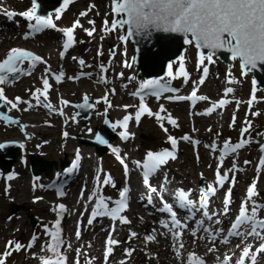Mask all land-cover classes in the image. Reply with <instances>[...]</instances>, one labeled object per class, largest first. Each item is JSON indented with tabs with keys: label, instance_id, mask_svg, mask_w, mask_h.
Listing matches in <instances>:
<instances>
[{
	"label": "rangeland",
	"instance_id": "obj_1",
	"mask_svg": "<svg viewBox=\"0 0 264 264\" xmlns=\"http://www.w3.org/2000/svg\"><path fill=\"white\" fill-rule=\"evenodd\" d=\"M2 3L7 5L8 7L21 11V13L30 10L31 7L30 0H2ZM7 6L6 9H11ZM111 7V0H72V2L67 7L63 8L60 11L59 19L56 18L57 13H52L51 15L52 22L56 27L62 28L65 26L73 25L77 20L79 21L80 25L79 27H76L74 29L73 43L71 47H69V51L65 57L67 60L57 59V56L55 55L53 56L54 59L51 62V65L47 66L54 72H57V70H59L60 68L63 72L66 73L64 76V80L61 83L52 84V86L54 87L52 91L53 94L57 95V101L59 102L63 98L66 99L65 101L67 103L65 104L62 102V107H60L59 105H53V103L50 101L52 95H49L48 91L45 92L44 90V85L42 84L41 79L44 76L49 77L50 75L45 72L38 71L34 74H31V76L29 77L22 76L20 79L14 82L15 85L7 88V91H5V86L0 87V89H3V93L5 94H7L10 90H22V104H26L25 102H27L31 105H35V107L41 110L43 118L40 126L45 129L52 130L50 133L51 137L74 138L80 144L87 146L91 161L95 162L98 160L100 167L103 166V173L109 176L110 183L106 185V190L103 192V194L106 196L112 191L111 189L113 188L114 184L113 178L122 177L118 159L113 158L108 150L102 153V155L97 156L94 153L92 145H90L86 139H89L94 135L95 127L103 123L105 115L108 116L110 120L114 116L113 113H111V110L107 108L109 104L105 101L107 96L109 97L110 94H112V81L116 78L117 82L115 84L125 88L130 87L129 85L134 86L136 82H139L143 78L135 76V68L130 62V57L131 55H133L132 43H130L129 40H127L126 42L121 41L120 35L122 32L119 28L116 27L115 29L111 30H106L105 28V21H107L109 24L115 17L114 13L111 11ZM81 12H87V15L81 16ZM7 21H9L11 25L19 28V35L21 36L27 35L28 32H31L32 29L30 30L29 25L35 23L34 19L32 21H28L26 18L22 19L21 15L11 16ZM89 21H93V23L90 24ZM92 29H94V31L92 35L89 36L86 30ZM40 39L43 40V37ZM80 39L83 41L82 47L79 46ZM58 40L54 44L46 45L45 49H53L55 53L58 52V43L60 42V40ZM111 46L113 48V51L110 50ZM6 47L7 51L5 52V54H3V56H0V61L4 59L7 56L9 50L13 48H20L22 50L31 52V49L29 48L30 46L28 44H25V42L11 41L7 43V46H5V48ZM187 47L189 48H187L188 50L186 51V53L171 63V66L173 67V75H175L176 78L164 77V80L167 78L170 80L174 79V82H177L179 85H183L186 82H189L188 88H191L193 86L192 83L195 82V79L197 77V71L195 69L196 48L193 43L187 44ZM32 49L35 50L34 48ZM81 49L82 52H79V50ZM39 53L45 54L43 51H38L36 53L34 52V54L38 57L40 56ZM74 57L76 59H73ZM110 58H116L115 63L116 66L119 67L118 69H120V71L123 67V70L121 71L122 77H117L119 76V71L116 70V66L110 64L109 69L106 70V79H108L109 82L106 84L102 82V85H95L93 81L96 82L100 80L99 77L101 70H98V66H100V63L101 65L106 66L104 65L105 61L110 60ZM80 60L84 61L83 65L79 63ZM205 60L208 61L207 59ZM29 63L30 61L23 63L20 66V69L22 71L19 72V74L16 73L12 77L17 78L24 70L29 69ZM210 64L212 67V76H210L207 83L203 85L204 92H212L213 88H211V83L216 79L219 92L222 90L223 86L232 85L236 89V85H238L240 91L238 95H240L243 99L248 96L251 76L249 73H244L241 71L240 65L236 59L233 61L232 65L228 66L225 62L212 57V62ZM82 70L87 72L86 76H81L73 82L71 79H69L75 77V75ZM180 71L186 72L187 77L185 78L182 75L177 76L176 74ZM88 74L92 75L93 78H91V76ZM90 78L92 80H89ZM228 80H232L234 82L228 83ZM89 86L95 87L96 94L92 95L91 93H89V91L91 90H88ZM37 89H40L41 91L37 92ZM132 92L133 90L129 91V93ZM33 93H36V96L39 97V104L33 97ZM71 93L76 94L70 96ZM258 93L260 95L261 101L256 103L252 107H246L245 104L239 106L238 102H236L235 100L234 102L230 103L223 111L213 115V117L215 118V129L211 132V134L204 133L206 128H212V126L207 123L202 124L203 121L200 117L195 119L193 116H189L187 113H179L178 109H176L177 105L175 103L165 102L162 100L156 101L154 102L153 106V115H144L141 124H139L138 126H134V135L132 139L126 144L128 152L131 153L134 157H146V154L149 151L152 152L154 150H157L159 147L167 146V137L164 133V130L167 128H169L171 132L176 133L182 141L184 140L182 139V137H197L198 134H202L203 136H198V138L202 139L203 147H187L186 145H182L178 159L175 161L167 162L165 167H160V175L158 177L159 179L162 176L163 178L166 177V181L164 183L165 189L168 190V192L173 193L174 189L179 186L175 182H172L169 177L165 176L166 168L176 170L178 172L187 171L191 173V171H194L192 176L189 177V181L192 184L191 187L195 186L199 190L198 184L200 179H203L205 185L207 186L208 180L212 176V170L216 169L214 168L216 165L215 160L211 158V150L209 149L212 141H238V135H241V133H243V136L247 137L249 141H251L252 139H256L255 149L257 144L264 143V90L259 89ZM4 97L6 99L5 95ZM85 97H87V101L91 106V115L87 120H83L79 115L75 114L77 107L74 105L75 103L79 102L82 103L83 106H85ZM121 97H123L122 93H118L116 95V98ZM110 98L112 99L113 97L110 96ZM127 98L128 96L126 95V97L122 100L125 102ZM5 99H3L2 102L4 103L6 108V116H8L10 119H0V123L3 125L6 124L5 126L7 127L14 126L21 133V136H24L25 140L31 142L28 143V147L26 146L23 148L24 155L28 157L29 151H37L36 149L38 143L35 141H30L31 135L27 133V120L23 116H20L18 114H11L9 110L10 108L8 107V103ZM101 100H104L105 103L98 106L97 104H99ZM127 101H130V99L128 98ZM45 104H51L52 107L46 108L43 106ZM121 104L122 103H117V105ZM161 107H163L164 111H161ZM51 113H56L60 116V118H58L57 120L58 126L56 128L53 126V119L49 117ZM156 113H159L161 117H164V119L157 120L155 115ZM168 117H171L176 121L175 126L168 122ZM66 121L73 122L76 127L72 129L62 128V125ZM160 122H163L164 124H159ZM246 125L248 131L245 133L242 132V129H245ZM65 133L67 135H65ZM141 135H143V137H141ZM21 136L18 139L3 137L0 142L10 141L11 143H13V141H18L19 143H23V138ZM115 137L116 136L112 134L111 141L115 140ZM46 140L47 137L42 138L41 142H45ZM185 141L191 143V139ZM192 141H195V139H192ZM9 146H12V144ZM37 153L39 156L46 160H54L56 162V164L52 166V170L49 173H40L41 181H43L44 183L48 181L44 178L55 174V170L57 168H60L59 165H57V162H59L60 160H66L65 162L68 163L70 159V155L65 152H58L55 147H49L47 149L40 150ZM240 156H235L234 159H240ZM17 159L18 156L16 157L14 163L18 161ZM19 162L20 161H18V163ZM255 162L256 158L253 157L252 167L255 166ZM24 163L25 165L22 164V169L20 170L18 168L16 169V167H13V165L8 170L13 171L14 174H16L15 176L19 186L21 184L27 187V191L23 194V198L21 199V201L18 200L20 198V192L16 194L11 193L9 196L3 197L1 192L6 189V185L3 180L2 174L4 170H0V225L1 222H4L8 226L13 218H15L14 222L18 221L19 224V226L16 225L18 227L12 225L4 230H1L0 228V259L4 260L3 264H27L29 262H35L44 259L46 256L53 255V253L50 252L47 247L51 243V240L45 238L44 233H46L45 228H47L49 231L50 227H52L54 222L56 221L54 210L56 209L58 199L55 198L52 192L50 193L49 191L45 190V188H40L41 190L39 192L31 194L32 191L31 188L28 187V184L33 181L34 176H31L28 162ZM92 167H94V165ZM209 169L210 175H207V170ZM227 169V167L223 168L222 173H227ZM255 179L256 176L252 178V180ZM249 181L250 180H247L246 182L238 181L237 183H233V185L242 184V191V189L250 183ZM99 183H102V181H100ZM259 187L262 188L261 191ZM9 191L11 192L12 190ZM227 191L228 190L222 193L223 199L225 198ZM31 198H38L40 200L39 204L47 205L49 210L52 212V215L49 216L46 212H41L40 210H38L37 205L39 204H35L34 201H31ZM259 198L264 201L263 174L260 177L254 199L258 200ZM9 202H13L18 206V210H16L12 214H10V212L8 211ZM26 202L28 204H26ZM142 202L143 200L141 201V203ZM238 205V201H236L235 203L230 202L228 207L231 210H235ZM129 207L126 210L127 213L125 212L126 214H129L130 212ZM32 215H35L38 220V223H36L35 225L31 223L30 218ZM77 218V214L73 212H71V214H68L66 218V222H68L66 224L67 227H71L72 225H74V223L76 224ZM70 223L72 225H70ZM119 226L120 224H118V227ZM95 227L96 226H89L87 229H84L82 232V236L78 239V244L85 245V243L89 242L92 238V231ZM72 228L73 227H71V248L66 249V252L68 251L71 253L72 250V262L75 264L78 260V255L80 254L81 249H78L77 245L73 243L74 235ZM146 236L147 235L142 234L141 238L134 239L136 249L133 251L129 250L131 252L130 255L118 253L115 251L113 253L114 260L106 262L104 264H114L116 259L121 258L126 261V264H161L162 261L160 257L166 255L165 249L154 240H151L148 244H144ZM104 237L105 234H103L102 243L104 241ZM189 238H191L192 241L199 240L195 239L193 234H190ZM191 240L189 239V241ZM10 241L13 243L9 244ZM30 241H33L32 247H30V249H27V245L30 244ZM186 241V239H183L181 242H178L177 244L175 243L177 250L180 251V253L178 254L182 258H184V251L186 249L193 248ZM15 243H19L21 245V248L19 250L15 249ZM181 243L184 245L183 248H180ZM259 243L260 242H258V244ZM203 244L206 245L207 243L204 241ZM100 246L102 245L100 244ZM87 250L91 252V249L88 248ZM98 250L102 254V257L105 258V255L103 254V246L102 248L99 247ZM74 254H76V256H73ZM143 254L151 256L150 262L144 260V258L142 257ZM220 254L221 253H219V255ZM87 260V257H85V262H87L88 264Z\"/></svg>",
	"mask_w": 264,
	"mask_h": 264
},
{
	"label": "snow or ice",
	"instance_id": "obj_2",
	"mask_svg": "<svg viewBox=\"0 0 264 264\" xmlns=\"http://www.w3.org/2000/svg\"><path fill=\"white\" fill-rule=\"evenodd\" d=\"M72 0H63V6L66 7ZM111 11L117 15L122 16L119 20H113L111 24V29H115L117 26L124 27L128 26V36L131 35H149L151 30H158L164 32H172V33H181L184 35V42L186 44H191L195 42V45L198 49H208L207 60L209 63L212 62V56L216 50L224 49L232 54L233 59L239 58L241 62L242 69L249 68L255 69L257 64H264V0H111ZM37 3L36 0H33L32 7L28 11H24L19 13V15L26 18L28 21L35 20L34 24L29 25V27L35 31L40 32L43 28H55L56 26L52 22V18L41 17L36 15ZM62 9L57 10L56 18L59 19V13ZM7 15L14 16L16 13L8 12ZM81 16L87 15V12H81ZM90 24L93 21H89ZM79 21L77 20L72 27L63 29V35L67 37V40L63 44L64 51L60 53L61 58L64 56V52L67 51L69 47H71L73 43V30L76 27H79ZM106 30H111L108 28V22L105 21ZM89 36L92 35L94 29L86 30ZM189 36L191 37L189 39ZM120 39L126 40L127 36H121ZM73 59H76L75 57ZM205 57L201 55L199 57L198 66L204 63ZM37 61L42 62L41 58L38 56H34L31 52L13 48L10 49L7 58L0 62V84L5 83L10 76H14L16 73L21 72L22 70L19 68V64L24 63V61ZM79 63L81 65L84 64L83 60H80ZM127 66V65H126ZM30 67H34V64H31ZM101 70L105 71L104 66L101 65ZM168 75L176 78L171 72V65H169ZM47 71V70H46ZM90 75V74H88ZM177 76L182 75L185 78L187 77V73L184 71H180L176 74ZM208 75L207 66L203 67V75L200 78L199 83L203 84L204 79ZM230 75V73H229ZM63 73L59 75H55V79L57 82H60L62 79ZM72 79V78H69ZM103 79V78H101ZM44 90L50 87L48 78H43ZM228 83H233L234 81L228 80ZM141 90L151 89L153 90L151 94L156 95L157 98L160 96V92L169 91L166 86H161L159 81H147L140 86ZM40 92V89L36 90ZM233 89L228 87L225 89L224 95L227 96L231 93ZM139 93H133V95H138ZM33 97L37 100L39 104V97L36 96V93H33ZM46 98V97H45ZM255 97L253 96V99ZM5 99L3 95V89H0V100ZM179 100H205L207 97L197 96L196 92L188 97H177ZM20 102V98H16V102L11 103L12 108H16L17 104ZM229 101L220 100L217 104H213L207 110V113L215 111L217 107H223ZM251 100L249 104L251 105ZM27 103V102H25ZM63 103H67L64 101ZM85 104H87V97H85ZM46 108H51V104L43 105ZM90 107V105H89ZM127 107V106H125ZM140 110L136 113V120L139 122L141 115L144 112H147L148 115H153L151 111H149L143 101L139 106ZM161 111H164L163 107H161ZM62 114V113H61ZM157 120H162L164 117H161L159 113H156ZM0 119H7V117L0 116ZM130 117L125 116L122 121L118 122L121 128L126 129L127 123ZM107 122V121H106ZM168 122L173 126L176 125V121L171 117H168ZM117 125H112L115 128ZM248 129H242V132H247ZM65 135H67L65 133ZM120 136L122 139L128 138V133L126 131H121ZM97 139L100 140L101 143H104L101 137L97 136ZM168 139L171 141L173 148L176 146V140L169 136ZM184 140H190V137L185 136L182 137ZM193 143H197L196 141H192ZM246 142V141H245ZM237 143L235 145H229L227 142L224 143L223 150L221 152V157L227 154V151L230 149L232 152H235L237 149L243 146V143ZM6 145L0 144V148H4ZM23 147V145H20ZM213 150L216 149V145H211ZM112 151L117 153L116 158L120 160L123 164L124 161L121 159L118 153V149L113 148ZM264 151V148L261 149ZM171 157L175 159V155L168 151L164 150L162 152L153 153L149 151L146 154V157L143 161V169H144V183L148 185L149 175L156 172L158 168L167 163L168 158ZM79 159V155H77V160ZM247 163V161H246ZM260 165L264 166V157L260 160ZM137 166L140 164L137 162ZM76 167V161L73 162V168ZM235 167V165H234ZM126 168V166H125ZM127 170V169H126ZM259 170V167H258ZM68 171H71L69 169ZM12 176H9L8 179H12ZM228 178V174L225 173L223 177H221L219 171L217 172V182L222 186L224 180ZM104 183H110L108 178H105ZM255 184L249 186L247 189V199L242 201L241 206L239 208V214L235 217V220L231 223L230 229L227 231L228 236H253L259 238L262 242L255 252L251 251L252 246L246 245L243 247L241 255L237 260L236 264H245V259L251 256L252 264H256V256L259 253H264V219H257V211L264 206L256 205L253 203L251 211L249 212L247 208L248 201L256 195L254 191ZM150 188V186H149ZM151 192H155L156 189L150 188ZM216 189L209 185L206 193L202 194V204L201 208L207 207V193L214 194ZM58 195L63 196V192L58 191ZM96 194L93 193V196ZM178 201L181 206L185 208H190L192 201L188 200L186 193L183 191H178L176 194ZM230 195L231 189H229L228 193L224 198V208L225 212H227L228 206L230 204ZM93 196H89L88 199L92 200ZM120 199L116 201V207H109V204L105 201L103 197L96 199V206L92 209L91 217L88 220L89 224L93 223V220L97 216H110L112 219H120L121 223H128L127 219L120 216L125 208L127 207L125 203L126 192L121 191L119 193ZM149 203H151V197H149ZM58 208L62 212L64 210V205H59ZM162 211H167L172 216V227L179 228L181 227V222L176 219V213L173 212L172 207L168 204H164ZM203 215L211 220L212 217L204 212ZM217 224L220 223L219 220L215 221ZM59 223L57 220L54 225L55 231L49 232L47 228H45V232L52 237V244H49L48 250L53 254L57 253V250L62 243L59 234ZM202 224L203 221H200ZM164 227H168L167 224L163 225ZM203 231H209L207 228H204ZM195 235V232L192 233ZM77 238L80 236L79 229L77 230ZM135 233H132V236H135ZM180 233H174V238L179 240ZM215 239V237H213ZM154 239V236L148 235L146 236V240L151 241ZM224 243H227V240H223ZM13 242H9L12 244ZM118 241L111 239L109 237L106 241L105 250V261L107 262V257L112 251L111 245L117 244ZM15 249L19 250L21 245L19 243H15ZM183 244H180V248H183ZM31 247V244H29ZM239 247V245H238ZM212 251V249H209ZM131 252L126 250V255H130ZM230 257L225 256L222 264H228ZM0 264H3V261H0ZM41 264H63V258L60 257L58 259L46 258L41 260ZM79 264V262H77ZM121 264H124L122 261ZM187 264H204L203 260L196 256L194 253H188L187 256Z\"/></svg>",
	"mask_w": 264,
	"mask_h": 264
},
{
	"label": "bare ground",
	"instance_id": "obj_3",
	"mask_svg": "<svg viewBox=\"0 0 264 264\" xmlns=\"http://www.w3.org/2000/svg\"><path fill=\"white\" fill-rule=\"evenodd\" d=\"M3 12H0V56H3V54H5V52L7 51V47L5 48V46H7L8 42L11 41H18V42H25V44H28L30 46V48H34L35 50L33 52H40L43 51L45 54H40L42 55L45 59H47L49 62L53 61L54 57L53 56H57V54L53 51V49H48L46 50L45 47L46 45H50V44H54L56 43V41L59 39L60 40V33L61 31L57 30H53V29H45V31H43V33H39L36 38L34 36H26L25 38L21 39V36L19 35V28L16 26L11 25V23L7 20H9L10 18L8 17H3L1 14ZM38 33V32H37ZM63 33V31H62ZM43 34V36H42ZM63 35V34H62ZM40 36V37H39ZM43 37V40H41L40 38ZM58 40V41H59ZM83 45V41L80 39L79 40V46L82 47ZM58 49H62L61 47V43H58ZM37 50V51H36ZM82 52V49L79 50V52ZM68 52L65 51L64 53V59L67 60L66 57V53ZM58 59L61 58L60 55H58L57 57ZM113 64H115V60L112 62ZM44 65H49L48 62H46ZM44 65H40L39 69L44 71V72H48V68H46ZM47 70V71H46ZM121 74V73H120ZM121 77V75H119ZM90 77V76H89ZM91 78H93V76L91 75ZM89 80H92V79ZM214 80V78H213ZM117 82V79L115 78L112 81V92H113V100L114 103H111L109 109L111 110V113H113V123L115 125H117L115 127V130L119 129V124H118V120L121 118L122 116V108L120 105H117V103L119 101H121L123 98H125L126 96V88L122 87V86H118L117 84H115ZM9 83H3L0 84V87L3 85H9ZM93 83L95 85H102V82L96 81ZM129 84V83H128ZM131 86V85H130ZM99 87V86H97ZM211 88L212 92H216L218 90V85L216 82V79L211 83ZM91 89V90H90ZM48 90V89H47ZM51 90V89H50ZM89 93H91L92 95L96 94V89L95 87H88ZM86 93V92H85ZM118 93H122L123 97L121 98H116L115 94ZM239 86L236 85V89L234 94L232 93V95L235 97L237 96V94H239ZM76 93H71L70 96H73ZM22 97V90H10L6 96L7 98V102H8V107L10 108V112L11 114H18L20 116H23L28 123V128H27V133H29L31 135V140L32 142H37L38 146H37V151L33 150V152H38L40 150L43 149H47L49 147H55L57 149L58 152H65L68 155H70V164L68 165V168L66 169V171H63V174L65 175V179L63 180V196H60L61 199H64L70 206V211H74L79 219H80V223L82 225V229H87V227L89 225L92 226H96L94 228V230L92 231V238L89 242L85 243V245H80L78 244V239L76 236H73L74 241L73 243H75L77 245L78 249H81L80 254L78 255V260L77 262H79V264H87V262H85V257H87V261L88 264H104L106 263L105 261H102V257L101 254L98 250L100 246V244L102 245V237L103 234L106 233V228L105 225L107 224V218L105 216H102V220H98V219H94L92 224L87 223H82L83 219H87L89 220V212H91L92 210H90V208H92V205L90 206L89 201L86 198H83L84 194H88L91 195L93 192L91 189V181L93 179L94 182V176L96 175V167L98 168V162L97 161H91L90 159V155H89V150L87 148L86 145H82L80 144L76 139L74 138H54L50 136V133L52 130H48L45 129L43 127L40 126L41 121H42V114H41V110L39 108H34L32 105L30 104H25V105H17L16 108H12L11 103H15L16 98ZM57 95L53 94V97L51 98V101L53 102L54 105H61V103H59L57 101ZM240 99V102L245 103V100L240 97H237ZM104 101H100L99 104H97L98 106L104 104ZM59 105V106H60ZM177 108L179 113H186L189 112L190 109L189 107L184 103L179 101L177 104ZM130 106H127V108H129ZM211 106H207V108H203L200 107V109L198 110V112H194L193 117L195 119H197L198 117L203 116L204 118H201L203 121V124H209L212 126V128H206L204 133L205 134H211V132L215 129V125H214V121L215 118L213 117L214 115V111L211 112L210 114H205L207 113V110L210 108ZM190 113V112H189ZM51 119H53V126L56 128L58 126L57 124V120L58 118H60V116L58 114H54L51 113L50 116ZM201 123V121H200ZM5 127V128H4ZM75 124L73 122L70 121H66L63 125L62 128H75ZM21 136V133L18 131L17 128H15L14 126H10L7 127L3 124L0 123V140L3 139V137L5 138H12V139H18ZM198 136H203L202 134H198ZM23 138V140H25L24 136H21ZM47 137V140L45 142H41L42 138ZM255 140L256 139H252L251 141H246L245 143H243V146L241 148H239V150L241 151V156L240 159L234 160V164L238 165L237 168L233 169L232 172L234 174V179L235 182L237 181H241V182H246L247 180H250L252 178V176L255 175L256 170L253 169L252 167V158L256 157V158H262L264 157V152L261 151H257L255 149ZM28 143H31L27 140H25V144L24 147H28ZM189 144V142H184ZM197 146L198 147H203L202 144V139L197 141ZM218 145H216L217 147ZM122 147H126L123 145L122 142ZM257 147V145H256ZM121 151V150H120ZM22 155V153H20ZM20 155V156H21ZM77 155H79V160H77ZM229 155V154H227ZM22 157V156H21ZM72 157H75L74 159H71ZM224 157H226V155H224ZM20 158V157H19ZM18 158V159H19ZM76 161V167L73 168V162ZM247 161V163H246ZM133 162V160L131 161ZM92 164L96 165L94 167H92ZM208 164V163H207ZM22 163H18V161H16L13 165V167H16V169L18 168L19 170L22 169L21 168ZM141 166L143 165L142 163L140 164ZM166 165H162L161 167H165ZM240 166V167H239ZM69 169H71V171H68ZM56 172H59L62 170L61 169H56ZM194 171H191V173L187 172V171H183V172H178L176 170H171V169H167L166 168V176L169 177L171 179L172 182H175L179 188H185L188 189L190 191V194L195 195V193H200V195L203 193L198 192V189L193 186L191 184V182L189 181V177L192 176ZM210 175V169L207 170V175ZM151 179L153 181H155V192H151L149 190H146L145 188H143L138 180H132L130 182V190H129V194H130V199L131 201V206H130V212L128 215V223H120V227H116L112 233L117 234L118 238H116V241H118L117 244H115V249L114 251L118 252V253H123L126 254V250H135V242L134 239L135 238H141V235H152L154 236V241H156V243H159V245H161L164 249H165V254L164 256L160 257L162 263L161 264H187V260L186 258L182 259L181 256H179L178 251L176 250V246L174 244V240L172 237L169 236V234L167 233V231L165 229H163L162 227H160L159 222H158V217L163 216L165 213L164 211H162V206L160 205V198L158 197V193H162L165 196H167L168 198V191L165 189H162L163 186L160 182V180H157L158 176L157 174H150ZM40 177V176H39ZM38 177V178H39ZM209 178V177H208ZM263 179H264V174H263ZM164 181V180H163ZM209 181L210 178H209ZM92 182V183H93ZM123 180L121 178H114V184H113V189H121L123 187ZM9 189L7 190H3L1 192V194L3 195V197H7L9 196L11 193L16 194L19 193L20 198L18 199L19 201H21V199L23 198V194L27 191V187L25 185H18L16 177L13 176V178L7 182ZM36 182H32L28 184V187L31 188V194H34L36 192H39L41 189L36 188L35 187ZM90 185V187H89ZM41 186V185H39ZM191 187V188H190ZM241 187H243L242 184H237L234 185L231 189V195L230 197L232 198V201L235 200V196H239V192H241ZM224 189V187H221L219 189V191H222ZM260 191L262 190V188H260ZM9 190H12L11 192ZM131 191V193H130ZM175 194L178 191H182L178 188L175 189ZM91 192V193H90ZM0 194V196H1ZM174 194V196L176 197V195ZM190 194H186L188 200H192V198H190ZM218 194V192H216V195ZM94 197V196H93ZM149 197H151V203H149ZM177 198V197H176ZM199 200V202L201 203V197L198 196L197 200ZM146 201V203H148V206H142L141 205V201ZM39 199H35L34 203L35 204H39ZM52 203V202H51ZM26 204H28L26 202ZM214 204V201H213ZM151 205V206H150ZM36 207V206H35ZM152 209V212H150L149 209ZM37 209L40 210L41 212H46L47 215H52V212L49 210L48 206L45 204H39L37 205ZM203 209H201V212L203 213ZM219 215H223V216H227L228 215V211L225 212V210H222ZM202 217L204 218L203 220V225H206V217L204 215H202ZM1 218V217H0ZM225 218L220 219V223L223 222ZM15 218H13L9 225L7 226L6 223L1 222L0 228L1 230L6 229L9 226L12 225H18V221L14 222ZM16 226V227H18ZM214 226V225H213ZM72 227V226H71ZM79 227V226H78ZM132 233H135V236H132ZM200 236H203L202 232H200L199 234ZM68 238V241L70 243V240H72L71 237V232H70V227L68 228V232L65 235ZM217 237V236H216ZM226 238H232L233 241L232 242H228L227 243H219V242H215L213 244H207V246H205L202 243H190L189 240H187V243H189L190 246L193 247V250L196 251V254H198L200 257H210L212 255H217L219 253H221L222 250H228L229 245H234V249H232L231 251H227V253H229L230 258L233 259L234 257V253L237 250H240V246L244 243V241H247L249 243V245L252 246L251 250L253 252L256 251V249L259 247V245H256L255 243V239L256 237L253 236H247L246 238H243L241 236H226ZM246 239V240H244ZM152 240V241H153ZM244 240V241H243ZM66 241V240H65ZM150 241L145 240L144 244H148ZM239 245V247H238ZM70 246V244H69ZM91 249V252L88 251L87 249ZM94 248V249H93ZM209 249H212V251H209ZM192 250V249H191ZM185 251V254L187 255L189 251ZM239 252V251H238ZM113 253V252H112ZM110 253L109 256L107 257V262H110L113 259V254ZM73 254L72 250H71V255ZM264 253H259L256 256V263L258 262L259 258L261 255H263ZM142 257L144 258V260L149 261L151 259V256L143 254ZM222 258V257H221ZM124 262V264H126V261L124 259H116V261L114 262V264H121V262ZM77 262L75 264H77Z\"/></svg>",
	"mask_w": 264,
	"mask_h": 264
},
{
	"label": "water",
	"instance_id": "obj_4",
	"mask_svg": "<svg viewBox=\"0 0 264 264\" xmlns=\"http://www.w3.org/2000/svg\"><path fill=\"white\" fill-rule=\"evenodd\" d=\"M36 3V14L42 17L47 16L51 11L57 10L63 6V0H36ZM121 18L124 17L118 16L116 20ZM124 27L126 28L124 36H128V26L125 25ZM128 37L134 45L135 55L132 59L135 66L138 68L137 76L142 75L144 77H152L162 75L169 63L172 60L177 59L186 47L184 35L181 33L164 32L153 29L147 36L131 35ZM190 38L191 37L189 36V39ZM200 51L206 55H208L209 52L208 49H200ZM213 55L226 61L228 64L232 63V54L224 49L216 50ZM244 69L251 71L255 82L264 87V64L258 63L255 69ZM89 115L90 111L88 109L85 112H82L84 118H87ZM107 124L108 122H105L103 126L97 127V136L101 137V139L105 141L104 143H101L100 140L97 139V136L94 139H91V141L95 143L98 152H101L109 143V137L103 136V128L106 127ZM2 144L5 145L6 143ZM16 154L17 149L16 146H14L8 160H6L3 155H0V167L10 168ZM30 161L33 173L38 174L42 169L49 170V167H45V161L35 154L30 155ZM202 185L203 183H201V186ZM15 209L14 206H10V211H14Z\"/></svg>",
	"mask_w": 264,
	"mask_h": 264
}]
</instances>
